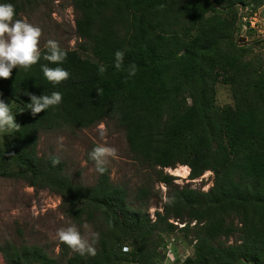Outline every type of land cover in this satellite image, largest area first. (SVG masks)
<instances>
[{
    "label": "trees",
    "instance_id": "16d2710c",
    "mask_svg": "<svg viewBox=\"0 0 264 264\" xmlns=\"http://www.w3.org/2000/svg\"><path fill=\"white\" fill-rule=\"evenodd\" d=\"M71 2L79 50L90 58L63 49L66 60L51 64L43 48L36 65L0 78V93L20 106L19 128L0 150V173L12 175L6 168L14 165V176L58 195L74 222L98 224L96 255L65 252L55 260L36 246L6 244L0 248L5 264H123L129 240L136 246L129 262L142 264L153 233L173 228L170 218L200 225L194 257L183 264H264V63L236 41L239 10L256 9L262 0ZM0 3H12L17 14L38 2ZM117 50L125 53L121 70L114 67ZM44 64L62 67L69 78L53 85L43 75ZM131 64L136 74L129 77ZM217 83L229 87L232 107L215 106ZM52 92H60L62 102L34 117L30 94ZM104 120L123 129L133 159L146 173L133 196L113 185L108 171L98 172L92 187L73 184L62 176L61 164L35 153L38 133L85 129ZM177 165L187 166L192 180L212 172V187L179 188L163 172ZM156 182L167 187L166 202L149 224L144 211ZM230 216L239 228L227 221ZM236 229L240 243L226 246L220 239ZM164 246L156 245L150 259Z\"/></svg>",
    "mask_w": 264,
    "mask_h": 264
},
{
    "label": "rangeland",
    "instance_id": "374dc122",
    "mask_svg": "<svg viewBox=\"0 0 264 264\" xmlns=\"http://www.w3.org/2000/svg\"><path fill=\"white\" fill-rule=\"evenodd\" d=\"M37 6L27 7L16 14L17 19H26L42 30L40 49L51 39L59 43L62 49L77 50L81 58H90L89 52L79 50L82 40L78 38L75 30L76 12L71 0H37ZM237 23L236 41L240 46L249 49V54L258 55L260 62L264 63V0L256 9L241 8ZM255 43V44H253ZM264 70V66H263ZM215 106L223 108L233 106V100L229 87L221 83L215 85ZM3 100L11 110L15 121L19 124L20 106L9 97L0 93ZM102 126V127H101ZM104 132V136L100 132ZM12 132H0V150L7 149L12 141ZM35 153L37 157L47 160L59 157L62 166L61 174L67 177L73 184L84 187H92L97 182L98 172L94 161H89V153L97 144H105L117 150L116 158H109L106 165L110 182L125 188L130 196L143 184L146 173L133 159L129 149L125 133L116 121L104 120L85 129H59L50 132L38 133ZM63 138L61 141L60 138ZM181 165L175 168L163 169V172L174 178L173 183L179 188L187 187L197 191L206 192L212 185L214 175L210 171L204 172L197 179H189V168L182 175L173 173L180 171ZM12 175L0 173V248L11 244L16 248L23 246H36L41 248L49 258L59 260L62 253H73L66 245L59 242L57 230L62 227L74 225L82 235H86L83 224L79 225L66 215V207L61 198L50 192L47 188L32 187L29 183L14 176V165H9ZM167 187L164 183H154L153 194L145 208V215L149 224L156 220V213L163 214V205L166 202ZM127 222L126 219L121 217ZM234 227L239 228L238 220L230 216L227 219ZM168 223L171 229L154 232L152 238L146 243V255L142 264H183L186 258L194 257L196 234L200 227L196 221L184 218L182 220L170 218ZM90 231L98 233V224H90ZM185 227V228H183ZM240 235L235 230L228 239L220 240L225 245L235 246L240 243ZM151 260L153 248L163 246ZM98 241L93 245L95 248ZM130 251L124 252L127 262L133 258L136 246L129 240L124 244ZM0 264H5L0 254Z\"/></svg>",
    "mask_w": 264,
    "mask_h": 264
},
{
    "label": "clouds",
    "instance_id": "9594fccd",
    "mask_svg": "<svg viewBox=\"0 0 264 264\" xmlns=\"http://www.w3.org/2000/svg\"><path fill=\"white\" fill-rule=\"evenodd\" d=\"M165 6L160 5L163 9ZM42 30L28 22L26 19H17L15 7L12 3H0V78L9 79L12 76L13 69H30L41 59L40 40ZM46 54L43 59L51 64H62L67 57V53L60 47L55 40L49 39L44 45ZM125 53L117 50L114 54V67L121 70L123 66ZM41 69L46 80L53 85H58L69 78V72L62 67H49L47 64L41 65ZM106 68L101 65L98 72L102 75ZM129 77L136 74V65L131 64L127 69ZM97 94L101 96L103 89L98 88ZM31 103H28V109L31 114L36 115L47 109L58 106L62 102L60 92H52L51 95L30 94ZM102 127V126H101ZM19 125L12 115L9 105L0 100V132H11L18 130ZM100 135L103 137L104 132ZM61 141L63 138H60ZM117 150L105 144H97L89 153V159L94 161L96 171L104 174L107 171L106 165L109 158H116ZM51 163L56 166L60 163L59 157H53ZM83 228L86 235H82L74 225L62 227L57 230V237L60 243L66 245L73 252L81 256L96 255V249L93 246L99 239V234L90 231L89 225L84 223ZM124 252L130 251L125 246Z\"/></svg>",
    "mask_w": 264,
    "mask_h": 264
},
{
    "label": "bare ground",
    "instance_id": "6f19581e",
    "mask_svg": "<svg viewBox=\"0 0 264 264\" xmlns=\"http://www.w3.org/2000/svg\"><path fill=\"white\" fill-rule=\"evenodd\" d=\"M180 171H173V173H175V174H178V175H182L183 173H184V170H188V168L187 167H185V166H183V167H181V169H179Z\"/></svg>",
    "mask_w": 264,
    "mask_h": 264
}]
</instances>
